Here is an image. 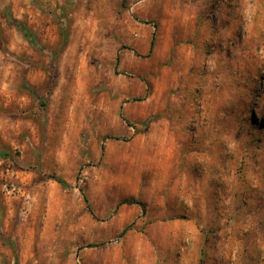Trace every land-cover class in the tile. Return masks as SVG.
Instances as JSON below:
<instances>
[{
    "label": "rangeland",
    "instance_id": "obj_1",
    "mask_svg": "<svg viewBox=\"0 0 264 264\" xmlns=\"http://www.w3.org/2000/svg\"><path fill=\"white\" fill-rule=\"evenodd\" d=\"M0 264H264V0H0Z\"/></svg>",
    "mask_w": 264,
    "mask_h": 264
},
{
    "label": "trees",
    "instance_id": "obj_2",
    "mask_svg": "<svg viewBox=\"0 0 264 264\" xmlns=\"http://www.w3.org/2000/svg\"><path fill=\"white\" fill-rule=\"evenodd\" d=\"M11 22H13L16 26L20 27L21 29H23V31L25 32V34L31 39L34 40V35L33 32L31 31L30 28L26 27L23 23H21L19 20L13 18L12 16H10ZM59 181H62L59 179Z\"/></svg>",
    "mask_w": 264,
    "mask_h": 264
}]
</instances>
